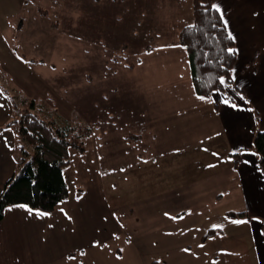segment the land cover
<instances>
[{
    "label": "crops",
    "instance_id": "crops-1",
    "mask_svg": "<svg viewBox=\"0 0 264 264\" xmlns=\"http://www.w3.org/2000/svg\"><path fill=\"white\" fill-rule=\"evenodd\" d=\"M220 1H225L223 15L227 21L228 31L235 37V47L238 50L235 71L232 72L235 79L229 83L231 87L224 88L219 92L215 91L210 97L200 100L195 93L190 75L186 92L167 94V98L156 99L157 101L153 100L148 104L135 103L134 106L138 110L151 113L150 120L141 118L143 112L139 114L135 108L134 116H132L129 114L131 108H126L130 122L126 120L127 116L118 122L121 125L118 132L123 135V137H119L123 149L109 151L104 153L103 157L101 155L98 157L97 154L101 161L99 162L100 166L96 167L87 162L90 158L89 153L86 154V166L76 164L77 166L74 167L73 155L74 160L79 156L75 154V151H73L74 154H70L71 164L65 170L64 175L68 187H70L68 172L74 168L72 187L78 192L77 194L76 192L71 193L69 198L63 201L50 215L37 216L36 209L29 213L25 208L17 207V205L6 209L4 219L0 221V259L7 258L8 261L0 264H46L49 258L47 253L51 254V259L55 258L50 262L54 264L58 262L57 260L60 261V258L69 260V256L77 258V255H90L94 251L100 252L111 262L128 264L125 262L126 256L120 250L115 249L120 246L123 252L131 251H126L125 246L119 245V239H126L127 243L133 244L132 235L137 233L144 218H136L140 215L135 207L132 209L131 200L125 201V205L120 202L111 204L109 194H112L111 198H118L119 195L112 191L108 192L107 183L103 184L102 179H115L111 182L110 187L112 188L113 184L117 183L120 193L123 188L126 190L128 185L134 184L131 182L135 175L142 178L147 177V189L157 188L158 176H164L166 171L163 165L152 161L162 159H164L163 163L170 160V164L174 167L167 173L166 180H162V183L167 185L172 197L168 198L170 201L166 207L176 202L175 195H178V198L176 197L178 200L194 195V199L191 201L197 202L196 205L201 206L200 211L207 213L216 211V207L219 205L222 207L221 216L223 218H187V214L183 213V215H177L182 209H185V205L178 208L177 211H175L176 208L175 210L169 208L163 210L162 213L169 212L173 216L176 215V218H168L170 221L166 223L163 222L166 218L160 219L163 222L161 225L167 226V237L173 238L180 232L188 237L190 232L196 231L198 238L196 247L194 248L189 243L183 244L179 247L178 252L185 255L188 251L189 253L195 251L196 254L192 259L198 261L199 264H264V223L252 219V217L258 216L264 220V174L259 167L258 154L253 146L255 133L264 131V37H259L260 33H264V0ZM13 17L9 16L5 22L0 24L3 47L17 43L19 40L15 42L16 34L24 28L25 21L16 25ZM178 46V48L175 47L179 53L187 56L185 51L181 52L183 50L179 44ZM9 53L14 58L13 51ZM155 53L156 50L151 47L146 51L144 57H151ZM16 59L21 60L17 55ZM21 61L22 64H29L27 59ZM142 61L145 63L144 58ZM154 61L152 59L151 64H154ZM142 63L139 62V65ZM0 92L3 93L0 95V105H3L0 108L1 193L5 183L16 173L21 158L20 147L22 144L16 127L4 128L18 110L15 107L16 103L17 107L22 109V103L18 102L19 99H22V95L8 82L6 74L1 70ZM236 93L243 95L250 103L245 104ZM225 95L237 105L236 108L223 102ZM147 105H150L149 109L146 107ZM248 108H252L254 111L250 112L247 110ZM128 128H134L135 131ZM132 132L141 134L140 139L137 140L128 134ZM126 134L129 136L124 137ZM142 134L150 137L148 142L144 140ZM94 135L90 140L94 138ZM106 135H112L111 130ZM99 137L102 136L99 135ZM114 137L117 136L114 135ZM143 143H146L145 147ZM86 151H88V147ZM233 153H239L237 165L234 163ZM93 156L96 157L95 154H92L91 157ZM180 158L188 160L190 167H195L189 176L183 173L188 165L185 161H177L179 167L176 168L174 159ZM210 165L212 166L210 167ZM84 168L85 170H82ZM152 170H157L155 174L157 178L154 180L151 178V174H154ZM81 176H84L85 179L83 183H80ZM123 178L126 180L124 183L122 182ZM97 181L100 185L98 192ZM86 190L89 193L83 198L84 204L90 199L99 197L100 191L102 193L105 190L107 194V196H103L102 204L105 217L108 218H102L100 223H97L98 218L89 222L87 221L89 218H80L78 215L79 210L75 201L84 195ZM154 192L155 195L157 189ZM148 197L150 198L143 203L142 212L148 213L143 211L144 204L147 210H150L149 212H153L154 206L153 214L157 216V195L153 196L151 193ZM140 204L141 201L136 198L134 206ZM155 206L157 211H155ZM101 211L103 209L99 210V212ZM111 212L117 218H114ZM230 212H245L247 216L231 218L228 216ZM69 217L75 218V220L70 221V224L63 223L62 220H69ZM21 218H29V220L26 222ZM33 219H35L34 223L31 222ZM237 220L248 221V223L233 222ZM81 223L87 224L82 225ZM207 223H211V225L206 227ZM25 224L28 227L27 230L23 229ZM157 227H159V223ZM213 230H215L213 234L205 237L208 232ZM231 230H235V233ZM62 233L64 240L67 238L64 245L56 243L61 242ZM6 238H9L10 242L6 243ZM18 239H24V241L19 242ZM212 241L214 242L212 243ZM112 245L114 247L108 248ZM7 247L10 250L9 253L3 251ZM172 251L173 248L168 252ZM81 253L84 254L81 255ZM157 255L151 257L149 264H166V260L163 261ZM90 260L96 261L91 255L89 256ZM81 263L80 260L74 264Z\"/></svg>",
    "mask_w": 264,
    "mask_h": 264
},
{
    "label": "rangeland",
    "instance_id": "rangeland-1",
    "mask_svg": "<svg viewBox=\"0 0 264 264\" xmlns=\"http://www.w3.org/2000/svg\"><path fill=\"white\" fill-rule=\"evenodd\" d=\"M224 2L217 3L223 11L225 10ZM9 16H14L12 19L16 25L25 21L23 30L16 34L15 42L19 40V44L17 42L3 47L0 36V70L6 74L8 82L22 95V99L18 102L32 101L34 105L37 102L39 109L36 108V110H39L40 115V108L46 106L53 115L56 110L64 117L83 120L91 126L93 135L96 132L94 138L90 140L89 137L86 142L88 151L81 154L76 149L70 150L71 155L75 151V154L79 156L74 160L73 155L74 167L82 164L86 166L87 162L93 167L100 166L101 160L98 158L100 155L103 157L104 153L118 148L123 149L119 139L123 135L118 132L121 126L118 122L127 116L126 108H131L130 115L134 116L135 108L139 114L143 112L141 118L150 120L151 113L138 110L134 106L135 103L148 104L156 99L167 98V94L186 92L191 75L190 63L188 56L179 53L177 48L181 30L194 22L193 0H0V24ZM259 37H264V33H260ZM151 47L156 50V53L151 57H144ZM181 50H183L181 52L185 51L183 48ZM12 51L14 58L9 53ZM16 55L21 60L27 59L29 64H22L21 60L16 59ZM152 59L155 60L154 64H151ZM139 62L143 63L139 65ZM146 107L149 109L150 105ZM126 120L130 122L128 116ZM128 129L135 131L134 128ZM109 130L112 135H106ZM128 134L137 140L141 137L139 133ZM142 136L146 142L149 141L150 137L143 134ZM143 145L145 147L146 143ZM87 153L90 158L86 162ZM92 154L96 157H91ZM163 160L152 161L163 165L166 171L164 176L157 175L159 181L157 188L147 189V177L135 175L131 182L134 184L128 185L126 190L123 188L120 193L117 183L110 187L115 179H102L103 184L107 183L108 192L112 191L119 195L118 198H111L112 194H109L111 204L120 202L125 205V201L131 200L132 209L135 207L140 215L136 218H144L137 233L132 235L133 244L127 243L126 239H119V245L125 246L126 251H131L123 252L120 246H117L115 250H120L126 256L125 262L128 264H149L151 257L157 253L163 261L166 260V264L172 262L199 264L192 259L196 254L195 251L191 253L188 251L185 255L178 252L183 244L189 243L196 247L198 242L196 231L190 232L188 237L182 232L173 238L167 237V226L161 224L169 222L168 218H176V215L173 216L167 212L169 215L166 216L162 212L166 208L171 210L176 208L175 211H177L185 205V209L177 215L187 214V218H223L222 207L219 205L216 211L213 210L210 213L200 211L201 206L191 201L194 195L180 200L177 199L178 195H175L176 202L166 207L171 194L162 180H166L167 173L174 167L170 164V160H166L165 163ZM177 161L188 163L183 172L187 176L195 168L190 167L188 160L183 158L174 159L176 168L179 167ZM73 169L68 172L69 196L71 193H78L72 187ZM152 171L154 174H151V178L154 180L157 178L155 175L157 170ZM84 180V176H81L79 181L83 183ZM122 182L126 180L123 178ZM98 186H100L99 181L96 185L97 192ZM156 189L157 193L154 195ZM88 193L89 191L86 190V193L75 201L79 210L78 215L80 218H89L87 220L89 222L98 218L97 223H100L102 218H108L105 217L102 204L103 196L107 194L105 190L102 193L100 191L99 197L90 199L84 204L83 198ZM151 193L153 196L157 195V216L153 214L154 206L153 212H149L150 210L148 211L144 204L143 211L148 213L142 212L143 203L150 198L148 196ZM136 198L141 201L138 206H134ZM156 208L155 206V211H157ZM100 209L103 211L99 212ZM106 212L108 213V210ZM62 214L65 213L62 212ZM111 215L117 218L112 212ZM76 218L79 217L76 216ZM148 218L155 219L146 220ZM157 218H159L158 222ZM161 218L166 219L161 222ZM21 219L26 222L29 220V218ZM74 220L75 218H71L62 221L70 224V221ZM34 221L35 219L31 222L34 223ZM158 223L159 227H157ZM26 224L23 226L24 230L28 229ZM210 225L211 223H207L206 227ZM231 231L235 233V230ZM66 239L64 240L62 233L63 241L56 243L64 245ZM8 241L10 242L9 238H6L5 242L8 243ZM18 241L22 242L24 239H18ZM112 247L114 246L108 248ZM172 248L173 251L169 253L168 251ZM96 249L101 251L98 247ZM3 251L9 253V247ZM47 255L49 258L46 264H52L50 262L55 258L51 259L50 253ZM90 255L96 261H89ZM90 255H77V258L69 260L60 258V261L57 260L58 262L54 264H74L80 260L81 264H118V262L107 260L98 251ZM15 258L17 261V256ZM7 261V258L0 259V263Z\"/></svg>",
    "mask_w": 264,
    "mask_h": 264
},
{
    "label": "trees",
    "instance_id": "trees-1",
    "mask_svg": "<svg viewBox=\"0 0 264 264\" xmlns=\"http://www.w3.org/2000/svg\"><path fill=\"white\" fill-rule=\"evenodd\" d=\"M220 0H193V16L196 28L184 27L179 34V45L185 50L191 69V78L198 96L210 97L217 91L220 75L232 83V70L236 65L238 53L229 54L235 42L229 38L225 18L211 10L205 11L211 3ZM215 25V27H213ZM220 90H224L220 86ZM24 104V105H23ZM22 102V109L4 128L16 127L22 141L21 158L16 173L6 183L0 193V221L5 211L13 205H27L46 213H52L69 197L68 184L64 172L71 164V149L81 154L86 152V142L93 135L91 126L83 120L55 114L46 106L40 108L37 102ZM39 109V108H38ZM253 146L258 154V164L264 174V131L254 135ZM235 165L239 153H233ZM231 218L246 217L243 213H228ZM208 232V235L214 233Z\"/></svg>",
    "mask_w": 264,
    "mask_h": 264
},
{
    "label": "snow or ice",
    "instance_id": "snow-or-ice-1",
    "mask_svg": "<svg viewBox=\"0 0 264 264\" xmlns=\"http://www.w3.org/2000/svg\"><path fill=\"white\" fill-rule=\"evenodd\" d=\"M209 8H210L211 10H214L215 12L219 13V14H220V19L223 20V11H222V9H221V7H220L219 4H217V3H211L208 7L205 8V11H208ZM224 23H225V27H227V21H225ZM189 27L196 28V25H190ZM213 27H215V25H213ZM229 38H230V39H233V40L235 39V37H233V36L231 35V33H229ZM227 51H228L229 54H233V55H234V54L237 53L238 50L235 49V48H229ZM232 71L234 72L235 70L233 69ZM231 78L234 80V79H235V76H232ZM220 86H223V87L226 88V89L231 87V85L228 84V78H227L225 75H220V76H219V79H218V85L216 86L218 92L220 91ZM236 94L239 96V98H240L241 100L244 101L245 104L250 103V101L247 100V99H246L243 95H241L240 93H236ZM0 95H3V93L0 92ZM198 99H200V100H204V99H205V96L201 95V96L198 97ZM223 102H224L226 105H229V106L232 107V108H236V107H237V105H236L235 103H233V102L230 100V98L227 97V95H225ZM2 107H3V105H0V108H2ZM247 110L250 111V112H251V111H254V109H252V108H248ZM214 155H215V154H214ZM252 155H255V153H252ZM246 162H247V161H246ZM211 166H212V165H210V167H211ZM17 207L25 208V209H26L28 212H30V213L33 212V209H32V208H28L27 205H23V204H21V205H17ZM61 211H63V209H61ZM36 215H37V216H43V215H50V213L41 212V211L37 210V211H36ZM65 215H67V213H65ZM165 215L167 216V215H169V214H168V213H165ZM69 219H71V217H69ZM252 219H256V220H258L259 222L264 223V220H261L258 216H254V217H252ZM233 222H234V223H237V224H247V223H248V221H244V220H237V221H233ZM217 227H219V226H217ZM185 251H188V249H185ZM83 254H84V253H81V255H83ZM68 258H69V259H74V257H72V256H69Z\"/></svg>",
    "mask_w": 264,
    "mask_h": 264
}]
</instances>
